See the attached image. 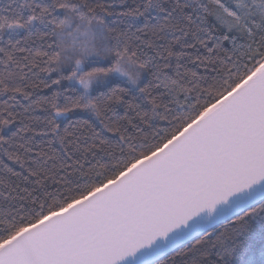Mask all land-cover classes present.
I'll return each instance as SVG.
<instances>
[{"label": "snow or ice", "instance_id": "snow-or-ice-1", "mask_svg": "<svg viewBox=\"0 0 264 264\" xmlns=\"http://www.w3.org/2000/svg\"><path fill=\"white\" fill-rule=\"evenodd\" d=\"M0 264H264V0H0Z\"/></svg>", "mask_w": 264, "mask_h": 264}]
</instances>
